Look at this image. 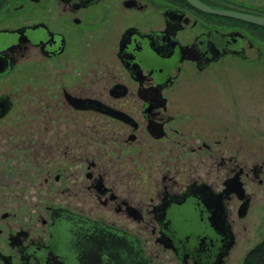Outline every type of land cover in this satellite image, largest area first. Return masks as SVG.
Listing matches in <instances>:
<instances>
[{"label":"flooded vegetation","instance_id":"obj_1","mask_svg":"<svg viewBox=\"0 0 264 264\" xmlns=\"http://www.w3.org/2000/svg\"><path fill=\"white\" fill-rule=\"evenodd\" d=\"M200 1L264 15V0ZM263 41L264 24L189 0H0V79L29 56H82L78 84L38 89L26 126L0 129L34 197L29 214L0 208V264H244L262 147L200 117L210 103L180 83L261 59ZM13 104L0 88V121Z\"/></svg>","mask_w":264,"mask_h":264},{"label":"rangeland","instance_id":"obj_2","mask_svg":"<svg viewBox=\"0 0 264 264\" xmlns=\"http://www.w3.org/2000/svg\"><path fill=\"white\" fill-rule=\"evenodd\" d=\"M262 43L264 47V41ZM33 57L29 56L22 60L12 72L0 79V88L10 89L14 95V104L4 117L5 120L0 121V129L4 127V130L6 128L9 131L26 126L24 119L28 118L29 114L24 115L20 112L25 102L32 101L38 89H47L44 92L46 94L51 93L50 90L55 89L60 80L69 82L72 86L80 82L82 56H67L68 58L64 56L61 60L48 64L32 61ZM257 59L224 60L214 65L215 68L210 72L212 77L206 75L196 80L181 81L180 84L186 85L183 93H192L193 100H199V95H203L205 96L203 100L210 103L206 110L200 113V117L214 118V121L217 118L231 119L233 127L245 129L246 146L251 149H258L261 146L264 153V53L261 59ZM206 77L209 79L206 80ZM206 84L213 87L214 94L211 97L206 93ZM32 167L33 164L29 160L4 156L0 150V202L3 200L2 197H6L0 208L20 209L23 214L33 212L34 197L32 179L30 180ZM253 205L252 213L256 219L258 217L259 225L255 229L251 227L247 234L238 236L236 240L238 250L236 252L234 250L233 259L239 256L240 251L244 252L264 235V182L256 190Z\"/></svg>","mask_w":264,"mask_h":264},{"label":"water","instance_id":"obj_3","mask_svg":"<svg viewBox=\"0 0 264 264\" xmlns=\"http://www.w3.org/2000/svg\"><path fill=\"white\" fill-rule=\"evenodd\" d=\"M189 1L194 3V4H196V5H198V6H200V7H203V8L212 10V11H216V12H219V13H226V14H230V15L237 16V17H242V18H245V19L253 20V21H256V22L264 24V15L251 14V13L239 11V10H236V9H230V8H220V7H216V6L205 4V3H203L200 0H189ZM70 99L72 100V102L75 103V105H78V106L79 105L84 106L86 104L85 97H79V96L71 95ZM106 110L110 111V112L112 111L109 108H106ZM242 211H243V209L240 210V213H242Z\"/></svg>","mask_w":264,"mask_h":264},{"label":"trees","instance_id":"obj_4","mask_svg":"<svg viewBox=\"0 0 264 264\" xmlns=\"http://www.w3.org/2000/svg\"><path fill=\"white\" fill-rule=\"evenodd\" d=\"M244 264H264V235L244 255Z\"/></svg>","mask_w":264,"mask_h":264}]
</instances>
